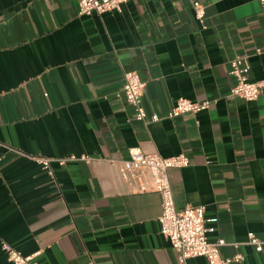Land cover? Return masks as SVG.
Instances as JSON below:
<instances>
[{"label":"crops","instance_id":"obj_1","mask_svg":"<svg viewBox=\"0 0 264 264\" xmlns=\"http://www.w3.org/2000/svg\"><path fill=\"white\" fill-rule=\"evenodd\" d=\"M199 1L203 23L189 0L92 16L79 0H0V264H11L2 243L39 253L37 264H180L160 234V196L120 178L133 147L184 154L189 165L168 170L175 207L206 208L222 258L264 264V245L244 244L264 241V88L244 101L229 74L239 56L249 81H264V5ZM129 71L159 121L135 120L121 92ZM179 98L210 106L168 118Z\"/></svg>","mask_w":264,"mask_h":264},{"label":"built area","instance_id":"obj_2","mask_svg":"<svg viewBox=\"0 0 264 264\" xmlns=\"http://www.w3.org/2000/svg\"><path fill=\"white\" fill-rule=\"evenodd\" d=\"M128 0H79L78 15L92 16L105 13L119 12L122 4ZM194 17L200 23L204 22L205 9L199 0H189ZM264 5V0H261ZM229 74L235 83L230 89V95L244 101H255L264 88V81L251 82L248 79L249 66L243 57H235L230 63ZM124 84L122 95L124 101L131 107L134 118L139 122H157L159 116L147 114L141 100L145 83L134 71L123 74ZM210 102H194L189 99L179 98L167 114L168 118H174L183 114H196L209 109ZM0 146H3L0 141ZM45 169L50 167L47 159H38ZM80 160H85L84 157ZM189 165V160L184 154L172 157H161L158 153H149L139 147H133L128 151V158L118 165V172L122 181L128 187L135 188L137 192H154L160 196L161 214L158 218L160 234L168 241L170 247L176 252L178 262L186 264L188 259H204L203 264H234L242 260L241 254L231 258H222L219 250L226 243L219 239L210 242L208 239L209 228L215 220L205 217L204 206L185 207L177 209L174 204L171 186L168 178V170L171 168H183ZM251 246L264 245V241L256 239L248 234V241L244 243ZM240 243L233 244L238 247ZM7 261L11 264H37L36 257L39 253L23 256L6 243L1 244ZM88 264H94L88 262Z\"/></svg>","mask_w":264,"mask_h":264}]
</instances>
